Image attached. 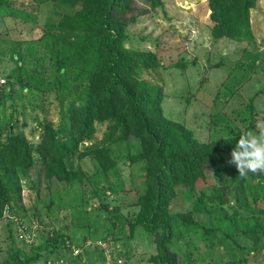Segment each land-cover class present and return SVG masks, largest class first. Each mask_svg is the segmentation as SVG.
<instances>
[{
    "label": "trees",
    "instance_id": "1",
    "mask_svg": "<svg viewBox=\"0 0 264 264\" xmlns=\"http://www.w3.org/2000/svg\"><path fill=\"white\" fill-rule=\"evenodd\" d=\"M38 1L52 4L60 19L49 22L43 35L27 45L25 54L17 50L20 44L12 49L16 66L6 88L0 85V220L19 202L23 182L30 179L36 165L44 169L48 179L93 186L100 210H108L107 194L126 191L110 144L136 138L140 150L129 153L128 158L134 165H143L144 185L136 199L137 213L129 224L131 234L141 230L153 236V264H189L194 238L211 247L219 240H232L239 250L245 249L242 243L248 240L251 252L263 250L264 172L258 170L241 178L235 164L229 163L239 136L258 132L254 100L238 113L245 131L217 114L213 123L219 137L203 142L194 131L164 114L163 89L143 78L145 72L162 68L157 53L127 46L132 41L130 27L139 18L136 0ZM145 2L152 10L163 6L162 0ZM257 2L208 0L213 38L254 42L250 13ZM0 15L35 20L11 0H0ZM39 48L42 59L37 55ZM25 55L37 60L31 68ZM259 57L258 52L245 51V63L237 65L243 70L241 75L256 72ZM172 66L185 68L187 64ZM11 80L23 90L22 100L52 91L59 101L60 124L45 123L38 144L15 132L16 121L12 113H7L6 105L12 99ZM258 93L264 95V85ZM97 123L108 124L103 144L93 143ZM87 157L97 163L98 170L93 174L75 166V158ZM208 168L215 182L205 185L209 184ZM180 197L190 202V207L175 212L173 207ZM64 233L59 229L52 236L43 234V241L31 254H24L22 249L12 252L14 264H32L46 251L50 256L59 248L69 249L73 240ZM240 262L246 261L235 255L232 263Z\"/></svg>",
    "mask_w": 264,
    "mask_h": 264
},
{
    "label": "rangeland",
    "instance_id": "2",
    "mask_svg": "<svg viewBox=\"0 0 264 264\" xmlns=\"http://www.w3.org/2000/svg\"><path fill=\"white\" fill-rule=\"evenodd\" d=\"M11 1L35 20L0 15V85L5 88L16 66L11 59L12 49L20 44L17 50L25 54L27 45L43 35L47 24L60 19L52 4L41 5L38 0ZM162 1L163 6L152 10L145 0H136L139 18L130 27L132 41L127 46L157 53L162 68L145 72L143 78L163 89L164 114L194 131L199 140L209 142L219 137L213 123L217 114L245 131L238 113L253 99L258 113L256 134L264 132V95L258 93L264 85V0H258L250 13L255 36L254 42L250 43L213 38L208 0ZM245 51L259 53L258 70L241 75L243 70H238L237 65L245 63ZM41 52L42 48H39V57L43 56ZM24 58L30 68L37 61L28 55ZM44 62L38 64L46 66L48 61L47 64ZM179 62H185L187 66H172ZM207 63L220 65L209 69ZM22 92L17 81L11 84L12 99L6 104L7 113H12L16 121L15 132L23 133L30 142L38 144L45 123L60 124L59 101L52 91L38 92L23 100L20 98ZM108 132L107 123H97L93 143L103 144ZM110 147L126 191L107 194L108 210H100L101 202L93 186L48 179L41 166L32 168L30 179L23 182L19 202H15L0 220V264H14L13 253L19 249L24 254H31L43 241V234L52 236L59 229L73 240L70 248H59L57 254L50 256L46 251L32 264H153L150 261L156 254L153 236L141 230L131 234L129 224L137 213L135 203L144 185L143 165H134L128 158L129 153L140 150L139 140L131 138L127 143H114ZM75 166L88 174L98 170L97 163L89 157L75 158ZM206 182L209 184L205 185L215 182L211 168L206 171ZM189 207L190 202L180 197L173 211H184ZM192 242L194 251L189 264H241L232 263L237 254L246 261L243 264H264V249L251 252L248 245L252 243L248 240L242 243L243 250H239L232 240H219L213 247L201 239L194 238Z\"/></svg>",
    "mask_w": 264,
    "mask_h": 264
},
{
    "label": "clouds",
    "instance_id": "3",
    "mask_svg": "<svg viewBox=\"0 0 264 264\" xmlns=\"http://www.w3.org/2000/svg\"><path fill=\"white\" fill-rule=\"evenodd\" d=\"M229 163L235 164L241 178L258 170L264 172V132H249L239 136L231 150Z\"/></svg>",
    "mask_w": 264,
    "mask_h": 264
},
{
    "label": "water",
    "instance_id": "4",
    "mask_svg": "<svg viewBox=\"0 0 264 264\" xmlns=\"http://www.w3.org/2000/svg\"><path fill=\"white\" fill-rule=\"evenodd\" d=\"M220 65V63L219 64H211V63H207V67L209 68V69H211V68H216V67H218Z\"/></svg>",
    "mask_w": 264,
    "mask_h": 264
}]
</instances>
